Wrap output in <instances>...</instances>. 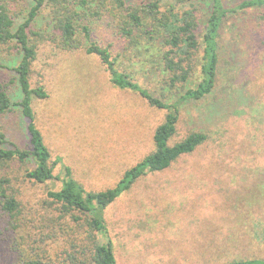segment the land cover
Instances as JSON below:
<instances>
[{"label":"rangeland","instance_id":"374dc122","mask_svg":"<svg viewBox=\"0 0 264 264\" xmlns=\"http://www.w3.org/2000/svg\"><path fill=\"white\" fill-rule=\"evenodd\" d=\"M222 1L233 6L240 0ZM198 8L203 21L207 5ZM82 23L89 27L88 39L78 30L84 43L106 46L120 72L128 73L161 100L171 102L183 89L198 84L201 45L191 77L185 85L170 87L161 44L135 52L110 19L88 16ZM31 29L35 34H29V41L36 55L29 81L31 87L42 86L47 93L45 98H32L34 122L50 161L61 160L52 171L54 177L41 184L26 179L24 167L17 163H11V171L6 169L23 203L43 205L35 216L24 211L29 221L16 232H5L0 240V264L17 263L21 255L48 247L57 264H76L74 258L64 260L66 255L60 254L65 248L73 251L68 237L52 236L39 242L53 233L41 226L37 216L56 213L57 204L48 200L46 190L60 188L64 166L86 190L113 186L125 169L153 150L152 135L166 110L113 85L97 55L84 48H60L47 9H42ZM217 54L212 91L182 102L168 144L190 131L204 132L205 142L166 169L139 177L104 210L117 264L264 259V6L228 13L219 30ZM1 56L10 65L18 61L16 50ZM12 75L9 69H0L2 79ZM18 95L13 84L14 103ZM0 126L9 140L28 147L26 120L18 105L0 116ZM96 237L101 242L100 235Z\"/></svg>","mask_w":264,"mask_h":264},{"label":"trees","instance_id":"16d2710c","mask_svg":"<svg viewBox=\"0 0 264 264\" xmlns=\"http://www.w3.org/2000/svg\"><path fill=\"white\" fill-rule=\"evenodd\" d=\"M203 4L207 5V13L201 21L198 5ZM262 6L264 0H240L233 6H226L222 0H139L136 3L127 0H0V69L7 68L13 74L9 80L0 77V116L7 113L13 104L18 105L26 120L28 134V147L22 148L9 140L0 126V226H3V229L0 227V240L6 231L16 232L29 221V218L23 217L24 211L35 216L43 205L34 207L26 201L23 203L6 169L11 171V163H17L24 167L23 176L26 179L41 184L54 177L52 171L61 160L57 157L50 161V152L35 125L31 107L33 97L47 96L42 86L31 87L29 81L31 63L36 55L29 34H35L31 28L43 8L48 11L60 48H84L86 53L97 55L108 70L113 85L130 89L151 106L166 110L164 120L156 126L152 135L153 150L125 169L113 186L98 191L86 190L72 177L70 168L64 166L60 188L46 190L48 200L57 204L56 213L37 216L43 223L41 226L50 228L53 233L39 242H47L52 236L68 237L66 242L73 246L70 247L73 251L66 248L61 251L60 254L66 255L64 260L70 257L76 260V264H117L104 220L105 208L128 191L139 177L166 169L179 156L191 153L205 142L207 135L204 132L190 131L181 140L168 144L176 131L179 108L182 102L202 98L212 91L218 64L217 38L228 13ZM88 16L110 19L135 52L142 47L161 44L162 64L167 73L165 79L170 87L185 85L191 77L195 55L201 45L198 84L183 89L171 102L152 95L128 73L116 68V59L111 58L106 46L81 40L78 30L86 39L89 37V27L82 23ZM14 50L18 61L7 64L1 55L11 54ZM13 84L19 90V101L16 103L10 96ZM28 162L32 166H26ZM6 221L8 224H4ZM97 235H100L101 242ZM48 251L49 247L35 254H23L17 263L12 264H57ZM224 264H264V259L241 258Z\"/></svg>","mask_w":264,"mask_h":264}]
</instances>
